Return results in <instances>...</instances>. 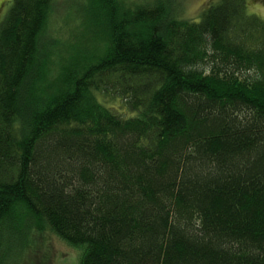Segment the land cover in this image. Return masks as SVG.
<instances>
[{"label": "trees", "instance_id": "trees-1", "mask_svg": "<svg viewBox=\"0 0 264 264\" xmlns=\"http://www.w3.org/2000/svg\"><path fill=\"white\" fill-rule=\"evenodd\" d=\"M57 1L12 0L0 21V264H23L33 222L79 264H264V23L247 0L194 21L89 0L111 46L45 97Z\"/></svg>", "mask_w": 264, "mask_h": 264}, {"label": "rangeland", "instance_id": "rangeland-1", "mask_svg": "<svg viewBox=\"0 0 264 264\" xmlns=\"http://www.w3.org/2000/svg\"><path fill=\"white\" fill-rule=\"evenodd\" d=\"M12 0H0V21L10 7ZM124 10L134 9L140 5H153L163 2L167 10L177 9L181 20H199V16L215 0H116ZM89 0H58L45 28L52 48L44 67L45 72L37 88L45 97L56 92L62 82L61 77L68 68L75 71L95 63L105 56L111 46L110 36L105 31L104 23H92L86 15ZM247 11L259 17L264 23V0H247ZM172 10V9H171ZM91 11V9H90ZM102 17H104L102 13ZM104 20V19H103ZM107 28V27H106ZM118 106V104H115ZM28 218V214L24 215ZM31 226V225H30ZM25 249L23 264H79L80 250L72 249L58 239L40 223H32ZM43 229V230H41Z\"/></svg>", "mask_w": 264, "mask_h": 264}]
</instances>
